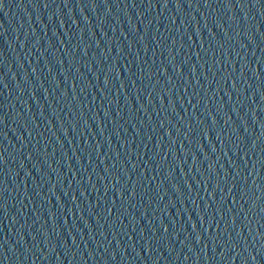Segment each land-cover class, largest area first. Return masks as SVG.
Returning <instances> with one entry per match:
<instances>
[{
    "label": "water",
    "instance_id": "obj_1",
    "mask_svg": "<svg viewBox=\"0 0 264 264\" xmlns=\"http://www.w3.org/2000/svg\"><path fill=\"white\" fill-rule=\"evenodd\" d=\"M0 264H117L41 144L1 60Z\"/></svg>",
    "mask_w": 264,
    "mask_h": 264
}]
</instances>
